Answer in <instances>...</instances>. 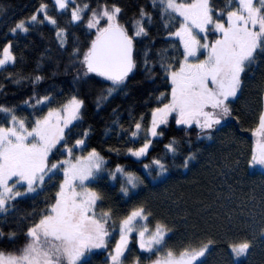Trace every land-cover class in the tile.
<instances>
[{"label": "snow or ice", "instance_id": "obj_1", "mask_svg": "<svg viewBox=\"0 0 264 264\" xmlns=\"http://www.w3.org/2000/svg\"><path fill=\"white\" fill-rule=\"evenodd\" d=\"M54 5L60 11L70 10L71 21L83 24L95 37L86 50L74 47L73 56L80 60L85 76L95 74L110 82L97 100L99 106L125 86L136 69V42L148 36L153 18L140 9L130 34L129 27L121 23L122 8L116 4L104 3L94 9L76 0H54ZM151 6L165 21L172 48L177 43L180 48L175 58L166 49L160 52L159 66L170 91L157 97L162 106L151 110L150 125L145 129L141 116L130 131L133 143L143 134L139 147L127 149L137 160L148 157L153 139L164 135L158 129L173 114L178 126H195L199 129L198 139L211 140L233 117L232 104L242 93L246 73L264 58V0H229L221 9L215 8L211 0H151ZM41 14L43 19L38 20ZM172 21L175 24L169 27ZM44 22L57 25L48 13V4L41 3L36 14L19 20L11 32L27 33L33 24ZM56 36L63 47L67 29L58 27ZM12 47L9 42L0 50V70L16 63ZM149 51L144 52L146 66ZM42 79L36 76L34 82ZM25 103L33 109L31 121L19 116L14 108L0 105V213L7 215L18 199L34 198L45 189L46 182L57 176L61 179L54 195L46 199L47 206L27 226V243L14 252L0 250V264H91L90 257L97 249L108 250V264H127L133 233L137 234L138 248L147 264H204L201 258L214 245L213 240L194 239L174 249L168 244L169 224L157 219L148 205L134 206L119 220L112 209L101 207L104 197L92 185L102 173L119 182L125 196L141 187L146 177L121 165L108 169L100 152L95 148L87 150L88 131L70 141L73 129L83 120V99L73 95L58 107H51L54 98L44 95L35 98L34 103ZM45 108L46 114H37ZM252 132L256 142L248 162L264 171V109L259 111ZM165 148L174 162L180 142L173 138ZM195 158L196 153L190 152L183 157L181 166L187 169ZM143 167L152 181L166 178L169 171V163L162 158H153ZM113 233L119 239L110 249ZM4 236L0 228V238ZM7 237L14 241L16 233H7ZM228 246L239 260L249 255L253 243L242 238ZM141 256L133 257L131 264H143Z\"/></svg>", "mask_w": 264, "mask_h": 264}, {"label": "trees", "instance_id": "obj_2", "mask_svg": "<svg viewBox=\"0 0 264 264\" xmlns=\"http://www.w3.org/2000/svg\"><path fill=\"white\" fill-rule=\"evenodd\" d=\"M77 4L88 3L92 8L107 3L122 8L121 23L131 27L138 18L140 9L148 11L153 22L148 25V36L136 42L137 66L129 75L126 85L114 92L106 101L97 105L110 82L95 74L84 75L80 60L73 56L74 47L86 50L94 35L83 24L71 21L70 10L60 11L53 0H0V50L9 42L16 56V63L0 70V105L12 107L17 114L32 119L33 109L25 101L44 95L52 96L58 107L71 96L84 100L83 120L73 129L74 138L88 131V149L95 148L107 161L108 169L117 165L146 177L144 184L132 190L128 196L120 191V183L111 181L102 173L92 186L104 197L101 207L112 209L119 220L138 204L148 205L155 217L170 226L168 244L179 249L192 240L211 239L215 243L205 257L204 264H264V171L249 165V153L255 144L252 130L257 125V115L264 109V58L254 65L245 76L242 93L233 102V117L221 126L211 140L198 139L199 129H186L175 123L174 115L161 127L164 135L154 139L148 157L137 160L128 154L129 147H139L129 139L134 123L141 116L148 123L151 110L161 106L157 97L170 91L164 72L159 66V55L167 50L170 57H179L180 45L172 48L165 28V21L153 9L151 0H76ZM217 9L226 8L229 0H211ZM41 3L48 4V13L57 20V25L35 23L27 33L11 29L21 19L36 14ZM43 19V15L39 16ZM175 24L172 21L169 27ZM59 28H66L67 43L62 47L56 36ZM149 49V62L144 63V52ZM36 76L43 77L34 82ZM16 80H20L16 83ZM47 108L44 109L45 113ZM37 113V114H43ZM238 116L239 119H234ZM3 122V114H0ZM160 130V131H161ZM173 138L180 142L179 154L173 157L165 145ZM111 149V150H110ZM190 152L196 158L187 169L181 166L182 159ZM86 154V152H85ZM61 159L63 157H60ZM153 158H162L169 163L166 178L152 181L143 165ZM61 177L46 182L45 189L34 198L18 199L7 215H0V228L5 236L0 238V250L16 251L27 243V226L36 218L56 191ZM154 223V221H153ZM15 232L10 241L7 233ZM247 238L253 248L239 260L232 255L229 243ZM119 237L115 233V240ZM131 256H141L137 234L130 237ZM91 264H108V250L93 252ZM143 264H147L141 256Z\"/></svg>", "mask_w": 264, "mask_h": 264}, {"label": "rangeland", "instance_id": "obj_3", "mask_svg": "<svg viewBox=\"0 0 264 264\" xmlns=\"http://www.w3.org/2000/svg\"><path fill=\"white\" fill-rule=\"evenodd\" d=\"M53 2H54V0H53ZM70 8H71V5L69 6V9H70ZM41 15H42V14H41ZM39 19H41V18L38 16V20H39ZM47 23H48V22H47ZM209 38L212 39V37H209ZM161 106H162V105H161ZM46 112H47V111H46ZM46 112L43 113V114H46ZM173 115H174V114H173ZM231 118H232V117H229L228 120H226V121L224 122V124H225V123H228V122L231 120ZM169 119H170V117H169ZM150 121H151V117H150V120L148 121V123H144V122H143V125H144V128H145V129L150 125ZM162 126H163V125L160 126V128L158 129V131L161 130V127H162ZM164 126H165V125H164ZM140 138H143V134L141 135ZM156 138H157V137H156ZM154 139H155V138H154ZM154 139H153V141H154ZM153 141H152V144H153ZM255 142H256V137H255ZM252 168H253V169H260L258 166H257V167H252ZM261 171H262V170H261ZM92 187H93V186H92ZM2 214H3V213H0V215H2ZM113 237H114V239H112V240L109 241L110 249H111L112 246H114V243H115V241H116V240H115V233H113ZM110 249H109V250H110ZM103 250H105V249H97V250H94V252H96V251H97V252H98V251H103Z\"/></svg>", "mask_w": 264, "mask_h": 264}]
</instances>
